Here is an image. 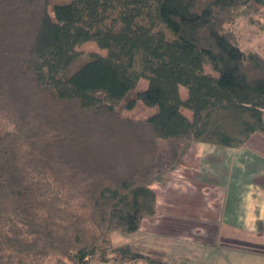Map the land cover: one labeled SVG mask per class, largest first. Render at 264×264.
I'll use <instances>...</instances> for the list:
<instances>
[{
    "label": "trees",
    "instance_id": "16d2710c",
    "mask_svg": "<svg viewBox=\"0 0 264 264\" xmlns=\"http://www.w3.org/2000/svg\"><path fill=\"white\" fill-rule=\"evenodd\" d=\"M262 7L0 0V264L51 256L88 264L110 254L190 264L114 245V233H134L156 214L152 184L166 183L194 141L238 147L264 132V54L225 28L239 16L255 22ZM90 40L107 54L82 58L77 46ZM139 101L156 112L119 114Z\"/></svg>",
    "mask_w": 264,
    "mask_h": 264
},
{
    "label": "rangeland",
    "instance_id": "374dc122",
    "mask_svg": "<svg viewBox=\"0 0 264 264\" xmlns=\"http://www.w3.org/2000/svg\"><path fill=\"white\" fill-rule=\"evenodd\" d=\"M61 1L65 0H51V3ZM254 17L255 22L249 21L245 16H239L234 22L227 23L225 28L238 35L239 42L244 49L264 54V7ZM77 49L82 53V58H86L91 51L107 54V50L99 47L94 40L82 43L77 46ZM80 62L81 60L77 61L74 67ZM205 68L207 71L212 72L209 65H206ZM147 85V79L141 78L139 80V88H146ZM156 110L157 107H147L142 101H139L132 109H126L121 105L119 114L124 117L143 119L156 112ZM209 148V146L200 144L202 156H205L204 151H209ZM201 161L204 164L200 163L199 166L190 167L191 169L187 171L183 168L175 170L177 167L171 170L168 173V186L153 183L152 187L157 194L156 214L145 217L140 228L134 233H114V245L127 242L138 251L156 249L160 251L163 249L162 251H165L170 259L185 256L190 259V264H204L203 260L208 261V264H222L223 261L221 260H224L226 256L234 260L243 253L245 255L250 253V250L247 249L250 245L249 242L264 244V233L246 234L243 241L239 238L240 235L239 237L237 235H224L211 230L212 222L213 225L217 226L223 220L227 210L229 217L232 215V221L235 220L233 218L235 214L232 212L237 210V203H229V206H232L230 209L227 208L226 203L218 195L220 193V181L218 182L219 186H215L213 185L215 179L213 177L209 178L211 176L208 175L216 174L220 176L218 165L206 163L204 159ZM234 173H236V170H232V174ZM211 179L213 182L210 181ZM180 191L189 192L190 195H194L189 197L194 199H187L184 196L178 200ZM257 221L258 226H260L262 224L261 220L257 219ZM215 227L213 230L218 228ZM242 242L245 244V248L240 247ZM233 243L239 244L238 248ZM104 245L108 246V244ZM213 261L216 263H213ZM227 261L229 264H236L234 261L233 263ZM43 264L75 263L63 257L59 260V257L51 256L45 259ZM88 264H146V262L145 260H123L110 254L106 260H100L98 257L91 258Z\"/></svg>",
    "mask_w": 264,
    "mask_h": 264
},
{
    "label": "crops",
    "instance_id": "0c3cea01",
    "mask_svg": "<svg viewBox=\"0 0 264 264\" xmlns=\"http://www.w3.org/2000/svg\"><path fill=\"white\" fill-rule=\"evenodd\" d=\"M180 94L182 99H186L188 96V89L183 85L180 86ZM182 110L184 114L192 118L193 113L190 109L184 108ZM200 144L210 147L209 151H204L205 156H202ZM203 159L206 160V163L218 165L220 176L208 175L211 176L209 178L215 179L213 185L219 186L218 182L220 181V193L218 195L226 203L227 208L230 209L232 206H229V203H237V210L232 212L235 214L233 217L235 220L232 221V215L229 217L227 210L224 218L222 217L223 220L217 226L213 225L212 222L211 230L224 235H237V237L240 235L239 238L243 241L246 234L264 233V228H262L264 227V132L254 133L245 144L238 147L218 146L194 141L175 170L183 168L187 171L193 166L201 165L200 163L204 164L201 161ZM232 170H236V173L232 174ZM168 181L169 178L164 185L168 186ZM210 181L213 182L212 179ZM179 193L178 200L184 196L187 199L191 198L189 196H194L190 195L189 192L180 191ZM257 219L261 220V227L258 226ZM214 227H218L215 229L217 231L213 230ZM237 243H233V245L238 248L239 244ZM249 243L247 249L250 250V253L247 255L243 253L234 260L226 256L224 260H221L223 263L220 262L229 264L227 261L229 260L232 263L233 261L236 262V264H264V244L261 242ZM240 247L245 248L246 246L242 242ZM203 262L208 264L206 260ZM213 263L216 262L213 261Z\"/></svg>",
    "mask_w": 264,
    "mask_h": 264
}]
</instances>
